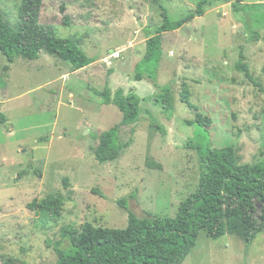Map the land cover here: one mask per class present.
<instances>
[{
    "label": "rangeland",
    "instance_id": "rangeland-1",
    "mask_svg": "<svg viewBox=\"0 0 264 264\" xmlns=\"http://www.w3.org/2000/svg\"><path fill=\"white\" fill-rule=\"evenodd\" d=\"M197 3L42 0L38 23L72 39L94 62L72 70L45 50L13 62L0 52V113L6 117L0 122V264H55L52 245L67 243V227L76 234L86 223L125 227L127 212L117 204L122 198L139 217H173L198 184L190 141L233 144L237 164H264V0H207L202 16L162 34L155 81L146 75L135 80L147 32L161 24L162 10L178 20ZM21 4L0 0V15L12 27L22 21ZM240 52L262 89L236 69ZM182 84L191 107L180 99ZM164 86L171 109L160 101ZM118 87L137 95L139 118L132 134L130 126L119 130L130 145L100 163L91 150L98 144L94 134L118 124L122 113L97 95ZM197 114L209 118L207 131L188 123ZM50 195L64 198L56 220L29 207ZM181 264H264V229L249 243L233 233L212 239L202 230Z\"/></svg>",
    "mask_w": 264,
    "mask_h": 264
},
{
    "label": "trees",
    "instance_id": "trees-1",
    "mask_svg": "<svg viewBox=\"0 0 264 264\" xmlns=\"http://www.w3.org/2000/svg\"><path fill=\"white\" fill-rule=\"evenodd\" d=\"M207 0H198L195 10L187 12L178 20H171L162 10V22L147 32L145 53L135 64V80L144 75L155 81L156 67L162 55V34L175 31L192 19L203 15ZM42 0H22L19 8L22 21L14 27L0 15V52L9 62L18 57L33 60L41 50L69 62L72 70H78L94 62L76 42L70 38L56 37L49 27L38 23V12ZM67 17H64L65 24ZM255 38L258 34L253 33ZM240 52L235 67L244 72L247 79L258 87L261 85L253 78ZM103 104H113L122 113L121 121L98 135V144L92 147V154L100 163L115 160L119 153L130 145V140L122 142L119 130L130 126L128 134L134 131L139 118V98L133 92L126 93L122 87L114 92L104 88L98 95ZM188 91L182 84L180 99L189 103ZM161 103L164 109H171L169 87L161 89ZM193 107V106H192ZM0 122L6 117L0 113ZM203 132L210 120L197 114L195 120ZM158 129L163 131L159 125ZM188 148L197 153L199 177L196 189L182 200L173 217H157L148 214L137 216L129 209L127 198L117 201L126 210L128 220L123 228L95 227L86 223L76 234L71 227L63 232L67 243L54 242L55 264H181L195 246L200 231L216 239L226 233L240 236L249 243L257 233L264 229V164H237L234 145L221 148L211 146L204 139L190 141ZM100 196L104 195L94 190ZM132 197V195H131ZM62 195H50L40 202L34 200L29 207L48 214L55 220L63 205Z\"/></svg>",
    "mask_w": 264,
    "mask_h": 264
}]
</instances>
